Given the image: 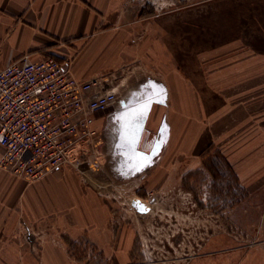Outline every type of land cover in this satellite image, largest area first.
Masks as SVG:
<instances>
[{
	"label": "crops",
	"instance_id": "1",
	"mask_svg": "<svg viewBox=\"0 0 264 264\" xmlns=\"http://www.w3.org/2000/svg\"><path fill=\"white\" fill-rule=\"evenodd\" d=\"M236 1L194 0V9L233 6ZM250 3L245 6L249 11L258 8ZM151 13L126 0H0V68L26 56L34 60L54 56L69 62L79 78L137 62H142V70L134 72L130 67L133 74L162 78L169 94L166 105H158L164 107L169 136L152 159L155 164L141 175L119 170L117 124L110 137L104 135L101 147V153L109 155L111 165L104 169L111 173V189L142 177L135 181L143 196L148 185L194 183V159L225 141L229 127L239 122L242 105L233 104L229 93L262 92L264 81V51L257 46L264 42L262 31L245 36L246 44L258 48L245 45L249 54L240 57L242 61L256 58L254 66L244 61L194 81L193 74L187 79L181 73L184 59L170 46L171 26L162 14ZM263 20L254 28L264 29ZM250 24L241 22L244 28ZM232 69L240 70V80L223 85L218 75ZM103 117L99 116L98 126L103 125ZM4 151L0 145V264H141L138 237L129 219L117 212L116 200L103 196L68 167L28 181L2 167ZM89 245H96L100 253L89 256Z\"/></svg>",
	"mask_w": 264,
	"mask_h": 264
},
{
	"label": "rangeland",
	"instance_id": "2",
	"mask_svg": "<svg viewBox=\"0 0 264 264\" xmlns=\"http://www.w3.org/2000/svg\"><path fill=\"white\" fill-rule=\"evenodd\" d=\"M129 3L148 8L151 15H163L168 27L171 26L168 28L173 40L170 46L183 56L181 73L187 79L193 74L194 81H200L204 75L244 61L254 66V57L240 60L249 54L244 50L245 45L264 51V42L258 47L245 43V36L264 33V29L254 28L263 20L264 13L259 12V6L264 0H237L233 6L211 4L200 12L194 9V0H126ZM249 3L258 8L249 11L245 8ZM241 22L251 24L244 28ZM229 42L233 44L228 45ZM137 63L125 64L114 71L117 78L114 85H118L120 99L134 89L143 88L149 79L162 80L159 76L148 78L133 74L130 67L134 72L142 70V62ZM239 73V69H232L218 75L219 81L232 85L240 80ZM229 94L234 98L233 104L242 105L238 109L239 122L229 127L225 141L194 159V183H168L157 188L148 185L143 188L146 191L143 196L136 186L141 177L112 189L99 190L106 198L116 200L117 212L129 219L138 237L141 264H264V81L262 92L247 90ZM155 104L139 141L140 151L151 150L162 138L166 143L168 140L164 107L158 105L161 103ZM118 113L117 106L103 114L104 122L99 126L104 130L103 136L110 137L114 132L111 130L119 123L115 119ZM164 125H167L166 132H162ZM223 129L226 133L227 126ZM102 156L103 167H109V155ZM149 166L134 176L143 174ZM104 171L111 176L108 170ZM182 176L186 178L185 174ZM137 201L147 210L134 206ZM95 246H87L89 256L100 253Z\"/></svg>",
	"mask_w": 264,
	"mask_h": 264
},
{
	"label": "built area",
	"instance_id": "3",
	"mask_svg": "<svg viewBox=\"0 0 264 264\" xmlns=\"http://www.w3.org/2000/svg\"><path fill=\"white\" fill-rule=\"evenodd\" d=\"M116 79L114 72L79 78L54 56L0 68L2 167L28 181L68 167L97 190L111 188L97 120L119 103Z\"/></svg>",
	"mask_w": 264,
	"mask_h": 264
},
{
	"label": "snow or ice",
	"instance_id": "4",
	"mask_svg": "<svg viewBox=\"0 0 264 264\" xmlns=\"http://www.w3.org/2000/svg\"><path fill=\"white\" fill-rule=\"evenodd\" d=\"M146 87L151 88L152 92H137L133 93L127 102L124 111L118 113L115 119L119 122L120 126L117 129L119 142L115 145L117 149L123 150L121 154L127 155L129 162H133V170L141 171L149 161V156L146 152L138 151L139 141L137 138L138 124L137 120L142 119L150 104L153 102L152 96L161 97L157 102L163 103V97L166 96V89L163 85H157L155 82H149ZM125 103V102H122ZM167 131V125H164L162 132ZM166 143L163 138L158 141L153 147L152 152H156L160 146ZM134 206L143 209L140 203L134 202Z\"/></svg>",
	"mask_w": 264,
	"mask_h": 264
},
{
	"label": "water",
	"instance_id": "5",
	"mask_svg": "<svg viewBox=\"0 0 264 264\" xmlns=\"http://www.w3.org/2000/svg\"><path fill=\"white\" fill-rule=\"evenodd\" d=\"M149 82H155V84H157V85H163L164 88L166 89L165 85L161 81L160 82H157L155 80L149 79L148 82H145L143 84L144 85L143 88H141L140 90H135L134 89V90H132V92H130V94L128 96H126V97H124V98H122V99L119 100V103L116 105V107L118 106V108H119V113L125 110V108L127 106V102L129 101V98L132 96L133 93H137V92H148L149 94H151L152 89L151 88H148V87H145L146 85L149 84ZM166 96H167V94H166ZM166 96L163 97V103H166V100H167L166 99ZM160 99H161V97H159V96H152L153 102L150 104V106L146 110V112L144 114V117L142 119H139V120L136 121V123L138 124V130H137V133H136L137 138H138V141H141V137H142V134H143V129H144V126L146 124V120H147V118L149 116V112L152 109V106L155 103H160V102H157ZM122 102H125V103H122ZM163 103H161V104H163ZM116 126H117V128H119L120 124L117 123ZM117 140L119 142L118 132H117ZM160 140H158V141H160ZM156 143L157 142H155V144ZM162 145L160 146V148L156 152H152V149L149 150V151H140V150H138L140 152H146L147 155L149 156V161L150 162L147 164V166H149V164H152L153 163V160L152 159L160 152V150H162ZM122 151L123 150L118 149V152L120 153L122 160L117 164V166H118V168H121V170H123V171L129 170V173L127 175H129V176L132 175V174L134 175L137 172V171H134L133 170V163H134V161L133 162H129L128 156L121 154ZM144 168H146V166Z\"/></svg>",
	"mask_w": 264,
	"mask_h": 264
}]
</instances>
